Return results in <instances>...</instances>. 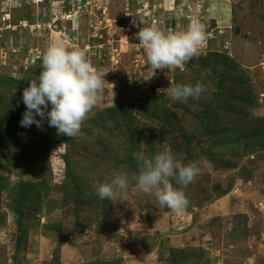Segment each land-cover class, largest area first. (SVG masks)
<instances>
[{"label": "rangeland", "instance_id": "obj_1", "mask_svg": "<svg viewBox=\"0 0 264 264\" xmlns=\"http://www.w3.org/2000/svg\"><path fill=\"white\" fill-rule=\"evenodd\" d=\"M2 1L19 28L0 36V264H264V0ZM146 3L162 26L170 9L200 5L213 37L201 57L215 56L154 70L137 38ZM56 41L84 49L105 79L72 138L46 119L20 126L23 91ZM197 83L198 99L158 91ZM166 150L200 167L187 186L170 179L180 210L136 187L139 156ZM117 174L127 191L101 200Z\"/></svg>", "mask_w": 264, "mask_h": 264}, {"label": "clouds", "instance_id": "obj_2", "mask_svg": "<svg viewBox=\"0 0 264 264\" xmlns=\"http://www.w3.org/2000/svg\"><path fill=\"white\" fill-rule=\"evenodd\" d=\"M137 38L145 46L148 63L154 70L182 67L206 43L204 25L195 20L182 33L165 34L155 25L143 26ZM104 81V75L91 64L84 49L74 47L70 50L63 41L54 42L43 56L38 78L30 80V86L23 91L26 111L20 126L30 128L35 124L41 128L46 119L50 127L57 129L58 135L77 136L83 121L99 103ZM165 90L170 91L173 100L186 101L190 97L198 99L205 88L197 83L158 91L164 93ZM138 165L140 172L135 178L138 190L154 194L159 204L169 210H180L187 205L185 192L182 188H174L170 179L187 186L200 171L197 163L185 166L166 150L151 158L140 155ZM128 186V176L117 174L111 182L97 186V195L101 200L111 201L126 192Z\"/></svg>", "mask_w": 264, "mask_h": 264}, {"label": "built area", "instance_id": "obj_3", "mask_svg": "<svg viewBox=\"0 0 264 264\" xmlns=\"http://www.w3.org/2000/svg\"><path fill=\"white\" fill-rule=\"evenodd\" d=\"M34 3L39 4L42 3L43 0H33ZM150 5H148V3L144 4L142 7H139L136 11V16H137V20L140 23V25L136 26V29L139 31L143 28V26L145 27H150L152 25H155L156 27H158L162 32H164L165 34L168 33H182L185 32L190 24L195 20L200 22L201 24L204 25L205 28V33H206V43L201 47V49L199 50L197 56H203V55H207V53L209 52V41L211 40L212 37V32L209 29L208 26V21L206 16L204 15V10L203 8H201L200 5H198L196 8L193 9L192 6L190 5H183L182 7H180L179 9H170V11L167 13V20L161 22L163 24L160 25L158 20H157V13H154L155 11L153 10V7L149 8ZM151 9V10H150ZM107 8L104 9L102 11L103 13V18L105 19V17L107 16ZM177 13V15H175V17H172V13L175 12ZM184 19L185 21H187L189 23V26L185 29V31H181L179 32V29L177 30V28L179 27V24H177L176 26L173 25V23H170L169 21H176V19ZM209 18V17H208ZM135 20V19H134ZM209 20V19H208ZM106 23V25L110 24L109 20H104ZM57 21L53 20V26L56 25ZM27 22H20V24L18 26H22V27H26L27 26ZM103 24V23H102ZM47 25V24H46ZM45 25V26H46ZM187 25V23H186ZM40 25H37V30L40 28ZM16 25L13 26L12 24V13L9 12L8 10V2L2 1L0 3V36L2 35V33H4V31L7 30H17ZM39 50H37L36 52H38ZM113 53L112 54V59L116 60L115 57L120 56V51L118 48H114V50H112ZM41 55V53L38 52L36 58H38ZM118 58V57H117ZM40 59V57H39ZM32 62H34V60L31 59Z\"/></svg>", "mask_w": 264, "mask_h": 264}, {"label": "trees", "instance_id": "obj_4", "mask_svg": "<svg viewBox=\"0 0 264 264\" xmlns=\"http://www.w3.org/2000/svg\"><path fill=\"white\" fill-rule=\"evenodd\" d=\"M225 52V51H224ZM219 55H223V56H225V55H227L226 53H218ZM209 56H215V54H210V55H208V56H206V57H201V56H194L192 59H205V58H207V57H209Z\"/></svg>", "mask_w": 264, "mask_h": 264}]
</instances>
